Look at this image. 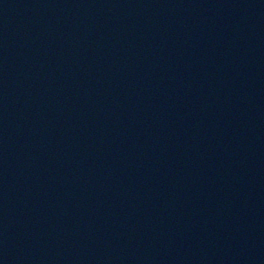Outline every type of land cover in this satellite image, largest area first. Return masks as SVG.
Segmentation results:
<instances>
[{
	"label": "water",
	"instance_id": "95a60500",
	"mask_svg": "<svg viewBox=\"0 0 264 264\" xmlns=\"http://www.w3.org/2000/svg\"><path fill=\"white\" fill-rule=\"evenodd\" d=\"M0 264H264V0H0Z\"/></svg>",
	"mask_w": 264,
	"mask_h": 264
}]
</instances>
